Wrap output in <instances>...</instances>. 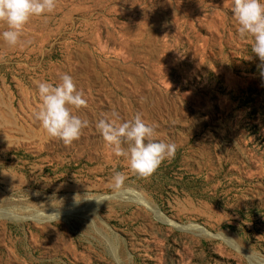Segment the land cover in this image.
Listing matches in <instances>:
<instances>
[{
  "label": "rangeland",
  "instance_id": "374dc122",
  "mask_svg": "<svg viewBox=\"0 0 264 264\" xmlns=\"http://www.w3.org/2000/svg\"><path fill=\"white\" fill-rule=\"evenodd\" d=\"M231 8L58 0L16 47L0 37V264H264V75ZM64 73L88 101L70 146L34 118ZM112 111L175 157L133 174L96 130Z\"/></svg>",
  "mask_w": 264,
  "mask_h": 264
},
{
  "label": "clouds",
  "instance_id": "9594fccd",
  "mask_svg": "<svg viewBox=\"0 0 264 264\" xmlns=\"http://www.w3.org/2000/svg\"><path fill=\"white\" fill-rule=\"evenodd\" d=\"M58 0H0V23H6L8 30L0 37L9 47H16L24 27L32 17L52 13ZM232 12L242 38L251 37L252 51L259 59L257 66L264 75V3L261 0H232ZM60 83L38 82V95L41 104L34 113L50 138L58 139L70 146L81 138L89 121L75 114L73 109L88 107L82 90H77L74 78L64 73ZM96 130L116 156L125 157L130 171L141 178L151 177L165 159L175 157L177 145L156 139L154 126L145 123L137 113L133 119L122 120L120 114L112 111L95 124ZM113 182L117 188L124 185L126 175L115 172Z\"/></svg>",
  "mask_w": 264,
  "mask_h": 264
}]
</instances>
